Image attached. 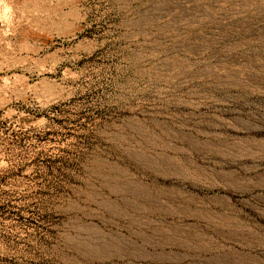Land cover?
I'll list each match as a JSON object with an SVG mask.
<instances>
[{"label":"rangeland","instance_id":"rangeland-1","mask_svg":"<svg viewBox=\"0 0 264 264\" xmlns=\"http://www.w3.org/2000/svg\"><path fill=\"white\" fill-rule=\"evenodd\" d=\"M0 264H264V0H0Z\"/></svg>","mask_w":264,"mask_h":264}]
</instances>
